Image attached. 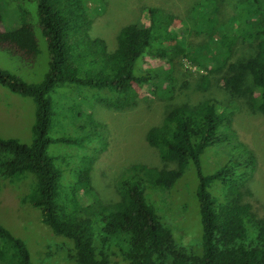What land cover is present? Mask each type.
<instances>
[{"label":"trees","instance_id":"1","mask_svg":"<svg viewBox=\"0 0 264 264\" xmlns=\"http://www.w3.org/2000/svg\"><path fill=\"white\" fill-rule=\"evenodd\" d=\"M1 1L33 2L34 25L45 41L48 59L42 79L35 83L26 84L0 69V86L30 97L34 105L29 144L0 138V178L8 182L27 178L28 190L21 201L37 209L40 222L61 239L58 258L72 264H118L110 256L119 253L124 264H264V217L256 216L250 204L241 201L239 186L253 155L230 127L233 100L221 105L215 98L204 97L170 106L158 124L147 128L144 139L161 161L174 167L130 164L125 172L131 174V181H119V199L112 203H101L94 196L89 163L69 189L65 203L70 205L67 209L60 206L56 202L57 171L45 153L49 93L54 86L71 87L69 92L92 88L96 101L115 110L125 109L133 104L136 87L156 76L153 69L141 71L140 62L146 57L180 55L206 73L215 70L224 92L239 98L250 113L264 116V2L238 0L232 7L236 10L221 17L216 0H202L190 9L186 29L181 23L170 27L169 13L147 7L144 22L120 27L116 46L108 50L103 39L89 36L91 17L79 0ZM13 16L17 26H0V46L32 58L38 48L30 15L18 7ZM163 26L170 38L169 49L155 41L156 31ZM237 43L247 45L248 52ZM94 124L103 131L102 125ZM224 136L233 142L238 159L203 173L200 155ZM190 165L196 176L193 195L199 230L194 243L184 247L144 201L137 177L164 196L178 185L176 181ZM77 190L94 199L82 213L76 209ZM155 209L159 214L161 207ZM95 214L97 223L91 220ZM0 264H31L25 243L1 225Z\"/></svg>","mask_w":264,"mask_h":264},{"label":"rangeland","instance_id":"2","mask_svg":"<svg viewBox=\"0 0 264 264\" xmlns=\"http://www.w3.org/2000/svg\"><path fill=\"white\" fill-rule=\"evenodd\" d=\"M79 1V5L91 17L89 36L103 39L107 49L112 50L116 46L115 37L120 27L134 22L143 23L147 7H157L169 13L170 27L174 23H181L186 29L189 28L190 9L202 0ZM237 1L216 0L219 16L223 17L236 10L232 7L236 6ZM33 6V2L5 3L0 0L2 28L17 26L13 15H16L18 7L28 11L29 21L33 24L38 48L35 56L26 58L0 46V69L26 84L42 79L48 59L45 41L34 25L36 15ZM154 37L157 44H163L169 49L170 38L165 26L159 28ZM237 45L241 46L245 54L248 52L247 45ZM139 67L142 72L153 69L156 76L148 83L136 87L137 96L133 104L125 109L115 110L96 101L95 90L92 88L73 87L75 89L69 92L67 90L71 87L54 86L49 93L50 114L45 153L52 158L57 171L56 202L67 209L70 204L68 201L65 203V198L70 197L69 189L76 182L79 172L87 169L89 163V180L94 196L104 204L119 199L120 180L131 181V174L125 172L130 164L142 163L156 168L174 167L171 162L161 161L157 150L146 143L145 131L158 124L170 106L212 97L221 105L228 104L230 100L235 104L230 127L237 141L243 143L253 155L246 166L245 180L239 186L241 201L250 204L251 211L256 216L264 217V116L250 113L239 98H231L224 92L217 81V71L206 73L180 55L157 59L146 57ZM204 74L205 77L202 76ZM33 111L34 105L30 97L12 93L0 86V138H10L22 145L29 144L32 139ZM95 122L103 126V131L99 130ZM232 143L224 136L220 142L208 146L200 155L202 172L209 173L221 165L234 163L238 154ZM233 169L238 173L237 167ZM137 178L143 189L144 201L169 226L175 242L184 247L191 246L198 237L199 230L193 195L196 176L192 165L176 181L175 185H178L172 188L173 191L168 190L164 196L154 193L141 177ZM27 190V178L15 182L0 178V225L25 243L31 264H72L58 258L61 239L40 222L37 209L21 201ZM212 195L218 194L214 191ZM75 199L76 209L81 213L87 203L94 201L81 190L75 192ZM159 207L161 210L158 214L155 208ZM91 220L97 223L98 216H91ZM112 251L117 252L115 246ZM110 258L118 264H124L119 253Z\"/></svg>","mask_w":264,"mask_h":264}]
</instances>
